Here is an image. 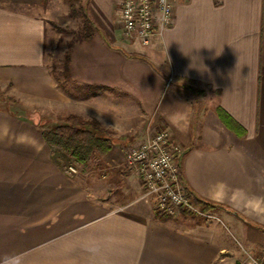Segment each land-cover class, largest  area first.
I'll list each match as a JSON object with an SVG mask.
<instances>
[{"label": "crops", "instance_id": "1", "mask_svg": "<svg viewBox=\"0 0 264 264\" xmlns=\"http://www.w3.org/2000/svg\"><path fill=\"white\" fill-rule=\"evenodd\" d=\"M83 6L95 29L67 52L73 93L47 60L68 4L0 0V84L18 101L0 108V264L263 258L264 0H176L146 46L122 38L119 0ZM69 115L114 138L73 175L72 156L43 137ZM160 128L182 147L179 176L210 217L157 213L125 162L127 143Z\"/></svg>", "mask_w": 264, "mask_h": 264}, {"label": "built area", "instance_id": "2", "mask_svg": "<svg viewBox=\"0 0 264 264\" xmlns=\"http://www.w3.org/2000/svg\"><path fill=\"white\" fill-rule=\"evenodd\" d=\"M176 0H119L117 23L123 39L146 46L160 29L172 21ZM182 147L171 140L168 128H160L132 144L125 151V162L139 174L144 194L154 200L157 213L172 215L178 210L210 217L194 202L178 173ZM66 172L76 167L69 164ZM240 264H264L263 258L249 257Z\"/></svg>", "mask_w": 264, "mask_h": 264}, {"label": "trees", "instance_id": "3", "mask_svg": "<svg viewBox=\"0 0 264 264\" xmlns=\"http://www.w3.org/2000/svg\"><path fill=\"white\" fill-rule=\"evenodd\" d=\"M69 5V15H76L75 3L79 0H65ZM82 29L81 40H89L94 32V25L88 15L81 13ZM221 118L227 123L225 114ZM228 124V123H227ZM44 139L69 153L78 164H84L92 152L106 153L112 143V138L101 128L94 119H83L76 115H69L63 123L43 131ZM121 140V139H120ZM194 202L206 209L208 204L193 196Z\"/></svg>", "mask_w": 264, "mask_h": 264}, {"label": "rangeland", "instance_id": "4", "mask_svg": "<svg viewBox=\"0 0 264 264\" xmlns=\"http://www.w3.org/2000/svg\"><path fill=\"white\" fill-rule=\"evenodd\" d=\"M83 2L84 0H79L75 3V9L77 12L76 15L70 16L69 10H68V15L66 16L64 23L55 24L54 44L52 46H49L48 51H47V60H48V64H49L52 76L56 80L57 85L61 89H63L65 92L72 91L73 93H76L75 89L73 90L74 85H72V83H70V81L68 80L67 70H66L65 65H66V60H67V52L69 50L71 43L77 40H81L80 39L81 29H82L81 13L84 12ZM68 8H69V5H68ZM9 92H10V89H9L8 84L6 86H4L3 84H0V108H4V109L12 108L13 109V107L16 105L15 103L18 102L17 99L14 97V95L10 94ZM32 115L35 118H39L38 112H35L34 114L32 113ZM106 133L109 135L107 131ZM120 139L123 140L124 137L123 136L118 137V140ZM136 142L138 141L132 140L129 143H127V146L124 149V156H125L126 149ZM72 164L76 167V172L73 174H76L78 171L77 169L78 165L77 163L76 164L72 163ZM68 165L69 164H67V166ZM181 212L183 211L178 210L174 214L181 213Z\"/></svg>", "mask_w": 264, "mask_h": 264}]
</instances>
